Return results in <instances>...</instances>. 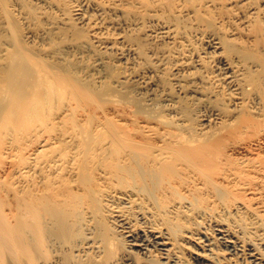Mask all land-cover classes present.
<instances>
[{"label": "bare ground", "instance_id": "6f19581e", "mask_svg": "<svg viewBox=\"0 0 264 264\" xmlns=\"http://www.w3.org/2000/svg\"><path fill=\"white\" fill-rule=\"evenodd\" d=\"M236 2L0 0V264H264V0ZM44 7L61 15L33 29ZM108 7L150 10L167 59L187 19L208 38L188 81L213 125L131 95L101 56L88 69ZM119 35L100 52L149 63Z\"/></svg>", "mask_w": 264, "mask_h": 264}, {"label": "rangeland", "instance_id": "374dc122", "mask_svg": "<svg viewBox=\"0 0 264 264\" xmlns=\"http://www.w3.org/2000/svg\"><path fill=\"white\" fill-rule=\"evenodd\" d=\"M236 1H238V0H224V5L225 6L235 5L237 3ZM68 3L64 9V11H66L65 15L67 17H68V15L70 16L73 13L71 11V9L73 7V6H71V4L73 5L74 1H69ZM258 5H259V3H256V6H258ZM68 7H69V9L71 7V9L69 10ZM82 7H83V10L85 9V11L88 12L91 16L93 14L94 17L95 16L97 17V15H98V13H96L97 10H95L94 8H91L90 5H87V2H84L82 4ZM44 8L46 10L45 12L46 13L48 12L47 14L49 16L46 14L48 19L46 20V22H45V20H43V17H40L38 19V22H36L37 20H35L36 23L35 24H34V22L32 23V25L34 24L33 25L34 27H32L33 29L34 28L39 29L40 27L42 28L43 24L45 26L47 24V22H50L49 18L53 21L55 18H58L61 15V11L57 10L54 7H52V9L51 8L46 9L48 7H44ZM230 8L232 9L231 10L232 13H230L231 19L228 21H225V23H223L224 28L221 29V31H223V32L225 31V33H228V34L230 33V31H229V29H226V28L229 27L230 25L231 26H233L234 24L237 25V23L239 25L240 22L236 21V18L241 15L240 14L241 12H235L237 10L234 11V9L236 8L235 6L230 7ZM106 9H105L106 13L102 12L103 15H101L100 17L101 18H102V16L104 17V23H103L104 25H102V26H105V28L107 30H105V28L103 30V27H102L101 31L103 33L101 35L98 33L97 37H96V39L98 40L97 43H100L101 46L104 45V43L102 42V41H104L103 40L104 38H102V37H105L106 36L105 33H107V32L110 35L107 33L106 37H115V36L117 37L119 34H120L119 36L128 37V35H129V37L132 39V41H131L132 43H134V42L136 43V41H139V42H142L143 44H145V55L149 56L147 58V60L149 62L148 64L152 67L150 68V66L148 64H146V62H144L143 58H141L140 56L133 55L132 52L127 51V48L123 45H117L115 47H112L111 49H109V48L106 49L105 50L106 53L103 52L105 54V56H104V54L100 52L104 48L99 46L100 45L99 44L96 46V48L98 49L97 51L95 50L96 48L94 46H93L94 47L93 49L92 48L90 49L94 53H91L90 50H87L84 52V54H82V55L88 57V59L85 58L86 60H84V62L86 61L87 64H91L90 68L88 67L89 65L87 66L88 69L92 68L91 71L94 72L93 71L94 68L92 66V62L94 60L93 58L94 57L96 58V56H101L102 59L106 62V65L108 64L107 67L111 65L112 68L119 70L116 72H122V74H126L128 76L127 80L129 83L126 80V85L128 84L129 92L131 95L134 94V96H137L140 99H148V101L151 100L152 102L157 103L161 106H166L165 112L169 113V115H173V113H174V112L172 113L173 108L170 109L171 107L169 106L172 101L166 100V99H168V98L172 99V100H174V102H172V104L174 103L175 106H176V104H180L186 108H188V107H189V109L191 108V114L193 115L194 119H196V120H194L196 122V124L198 122L201 123V121L204 123V121H205L204 118L209 119L208 116L210 115L209 114L210 110L208 109V107L204 106L201 99H199V97H201L200 95H203V94H198L197 92H195L196 90L191 91L190 88H192V87L190 86V82L188 81V75H190L189 71L194 67L191 65L190 62L192 61L193 65H195L194 60L196 58V55H203L206 51L211 50L208 47V43H207L208 38L205 35H202V32L200 33V31H198V30L194 31V29L192 28V27H194L193 23L189 22V20L187 19V21H184L186 25L183 23L184 24L183 30L185 28L186 36H187V38L190 39L191 43L188 42V45L190 44L189 45L190 48L187 47L189 49H187V48L180 49L182 54H179V55H175V54L170 55L169 54L168 57L170 59H167L165 54L167 52L166 50L168 49L167 46H169L170 44H167L166 43L167 41H164V40L159 41L156 39V37L153 36L154 35L153 34L154 29L157 27L156 24H158V23L156 22V20H154V19H156V17H154L152 15L149 16L150 10L148 11L149 14H147L148 13L147 12L145 14L139 15L135 11V13H133V12L131 13L132 15H128V14L125 15L126 8L124 9V12L114 11V10L111 11L112 9H110L109 7H108V10H106ZM94 10H95V12H94ZM39 11H41L40 8H39ZM216 12L217 11H214L213 13H216ZM94 13H96V14H94ZM122 13H123V16H122ZM52 15H53V17L54 16L55 17L53 18ZM65 15H64V17H65ZM43 16L45 17V14ZM124 16H127V18ZM157 16H158V14H157ZM105 17H106V19H105ZM40 19H42V21H44L43 24H41L42 21ZM233 19H235V20L233 21ZM232 21L234 22L233 25H232ZM39 22H40L41 26H39L40 24H37ZM74 22L77 26L79 25L76 20ZM35 25L38 27H35ZM190 32H191V34H190ZM116 33H118V34H116ZM129 37H128V39H130ZM77 51L78 50H75V51L73 50V52L71 51L70 53H77ZM88 51H90V52H88ZM163 56H164V58L162 60ZM214 56L215 55H212L211 53L209 54V58L211 57L210 61H209V67H210V69L212 68L211 70H213L214 67H215V69L217 67V64H216L217 59ZM160 59H161V61H160ZM186 59H189V60H186ZM188 61H190V62H188ZM84 62H82V64L83 65L85 64V67H86V63H84ZM146 65H148L149 67H147ZM111 67H109V69L114 70ZM130 78H131V80H130ZM177 81L178 82L180 81L182 83H186L187 87H185L184 89H181L180 88L181 83L179 84ZM169 94H171V95L169 96ZM149 97H151V98H149ZM199 101H201V102H199ZM164 104H166V105H164ZM167 105L169 107H167ZM170 110H172V111H170ZM193 110H194V112H193ZM212 122H214V121H212V120L209 122L205 121V123H207L209 125H211V124L213 125Z\"/></svg>", "mask_w": 264, "mask_h": 264}]
</instances>
